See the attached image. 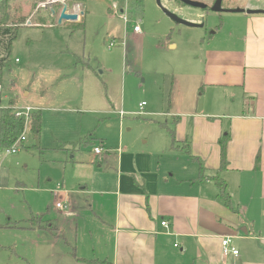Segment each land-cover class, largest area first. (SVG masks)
Instances as JSON below:
<instances>
[{
    "label": "rangeland",
    "instance_id": "374dc122",
    "mask_svg": "<svg viewBox=\"0 0 264 264\" xmlns=\"http://www.w3.org/2000/svg\"><path fill=\"white\" fill-rule=\"evenodd\" d=\"M162 1L173 11L171 0ZM48 4L40 3L29 27L19 29L4 72L0 107L13 101L16 112L30 117L25 142L12 146L18 153L0 149V264H77L76 251L78 257L93 256L106 231L94 226L93 212L77 195L92 183L93 152L101 142L104 155L158 153L162 168L176 165L182 175L198 177L199 165L185 152L166 150L171 137L165 126L203 108L194 103L202 95V64H195L206 44L215 39L211 47L224 46L229 28L245 29L242 20L233 19L239 13L210 12L203 28L178 26L155 0H89L68 9L84 11V27L59 25L47 15L41 25L37 14L51 9ZM184 15L201 14L187 8ZM136 23L141 34L133 32ZM37 113L39 134L31 129ZM88 136L95 137L94 144L83 143ZM59 202L66 209H58Z\"/></svg>",
    "mask_w": 264,
    "mask_h": 264
},
{
    "label": "crops",
    "instance_id": "0c3cea01",
    "mask_svg": "<svg viewBox=\"0 0 264 264\" xmlns=\"http://www.w3.org/2000/svg\"><path fill=\"white\" fill-rule=\"evenodd\" d=\"M251 7L264 8V0ZM41 12V25L45 15L59 24L52 7ZM80 14L85 18L84 11ZM196 17L188 20L199 23ZM233 19L242 20L245 29L229 28L224 35L230 42L224 46L211 47L215 39L206 44L195 64H202V95L194 103L203 108L174 117L176 143L171 140L166 147L185 152L197 163L198 177L182 175L174 170L176 165L162 168L155 161L158 153L93 152L92 183L77 196L85 200L95 216L91 221L103 227L106 238L92 257L76 255L77 264L89 258L113 264H264V15L239 13ZM88 138L93 140L88 144L95 143V137ZM222 139L227 140L223 169ZM64 146V151L73 152L70 145ZM99 146L103 152V142ZM215 177L226 183L231 209L220 197ZM225 238H232L238 256L223 254ZM246 245L248 249L239 250Z\"/></svg>",
    "mask_w": 264,
    "mask_h": 264
},
{
    "label": "trees",
    "instance_id": "16d2710c",
    "mask_svg": "<svg viewBox=\"0 0 264 264\" xmlns=\"http://www.w3.org/2000/svg\"><path fill=\"white\" fill-rule=\"evenodd\" d=\"M89 0H65L68 9L75 6H83L87 4ZM40 3H49L47 6H51L52 9L58 13L62 4L58 0H0V85L3 91V80L5 69L10 67L11 60L10 54L13 47V43L17 38V33L20 28H25L27 20L32 16V13L37 9ZM45 8V7H44ZM43 8H41L42 10ZM55 18V17H54ZM79 26L84 27V21L81 20L78 23ZM2 96V95H1ZM0 96V99H1ZM15 109V102H11L8 107H0V149L7 150L13 146L21 138L26 129V119L19 117ZM178 123V118L174 121L173 126L166 125V130L169 132L171 140L176 143L175 126ZM31 129L34 133L39 134L41 130V114L37 113L31 116ZM86 142L90 143L93 140L86 138ZM221 145V167L222 169L227 166L226 162V148L227 140L222 139ZM259 163H257V166ZM203 169L201 168L200 179H203ZM216 185L219 188V195L223 199L227 208H232L230 195L227 190L226 183L220 178H213ZM45 215L42 216L44 219ZM51 228V226H47ZM76 257V252L74 253ZM88 263L95 264H113L108 260H83Z\"/></svg>",
    "mask_w": 264,
    "mask_h": 264
},
{
    "label": "water",
    "instance_id": "95a60500",
    "mask_svg": "<svg viewBox=\"0 0 264 264\" xmlns=\"http://www.w3.org/2000/svg\"><path fill=\"white\" fill-rule=\"evenodd\" d=\"M157 6L160 8V10L163 12V14L175 25L178 26H186L190 28H203L204 24L198 23V22H193L188 19H185L184 17L180 16L178 13L171 11L168 9L164 4L162 0H155ZM183 4L188 5L192 8H206L207 6L203 3L197 2V1H192V0H180ZM223 10L221 9V3L218 0L215 5L212 8V12L214 13H219L222 12ZM52 12L54 13V10L52 9ZM230 13H246L248 15H264V10L263 9H235V10H230ZM80 15L77 14H71L68 12V6L66 3L63 4V9L62 12L60 13L59 16V24H62V22H77L80 18Z\"/></svg>",
    "mask_w": 264,
    "mask_h": 264
},
{
    "label": "flooded vegetation",
    "instance_id": "af4514ba",
    "mask_svg": "<svg viewBox=\"0 0 264 264\" xmlns=\"http://www.w3.org/2000/svg\"><path fill=\"white\" fill-rule=\"evenodd\" d=\"M192 1H197V2H200V3H203L205 4L207 7L206 8H192L188 5H185L183 4L180 0H171L170 4L172 6V10L176 13H178L180 16L184 17V12L186 11L187 8H190V9H195V11H199L201 15L200 16V20H202V22L200 21L199 23H202L204 24L205 23V20L207 15L212 12V8L213 6L215 5V3L218 1V0H192ZM220 3H221V9L223 10L222 12H219V14H229L230 10H235V9H238V8H241V9H253L251 6L254 4L253 2L256 1V0H219ZM258 1V0H257ZM240 4H245L244 7L240 6ZM260 9H263L264 8H260ZM186 18V17H184ZM225 26H228L227 24ZM224 26V27H225ZM220 26H218L217 28H219ZM223 27V28H224Z\"/></svg>",
    "mask_w": 264,
    "mask_h": 264
},
{
    "label": "built area",
    "instance_id": "2783aa9c",
    "mask_svg": "<svg viewBox=\"0 0 264 264\" xmlns=\"http://www.w3.org/2000/svg\"><path fill=\"white\" fill-rule=\"evenodd\" d=\"M58 1H60L62 4L65 3V0H58ZM79 8H80V6H76V9H79ZM75 14L80 15V12H76ZM27 22H28V21H27ZM27 22H26V25L29 24V23L27 24ZM133 30H134L133 32H135V33H137V34H141V33H142L139 24H136V25L133 27ZM109 47H110V48L114 47V43H113V42L110 43ZM1 95H2V88H1V86H0V96H1ZM17 115H18L19 117H24V116H25V117H26V120H27V118L30 117V112H29L27 115H23V114H21L20 112H17ZM25 140H26V139H25V136H24V134H23V136H22L21 138H19L18 142H25ZM18 151H19V148L14 146V147L9 148V149L6 150V155L16 154V153H18ZM94 152H95L96 154H101V153H102V149L96 147V148L94 149ZM57 208L63 210V209H66V205H65V204H62V203L59 202V203L57 204ZM162 226H164V227H168V223H167V222H162ZM232 244H233V240H232V238H225V239L222 240V251H223V254H224L225 256L230 255V254H232V255H234V256H238V255H239V251H238L236 248H234V247L232 246ZM176 247H177V246H176Z\"/></svg>",
    "mask_w": 264,
    "mask_h": 264
}]
</instances>
